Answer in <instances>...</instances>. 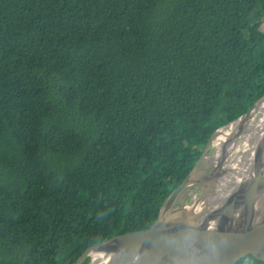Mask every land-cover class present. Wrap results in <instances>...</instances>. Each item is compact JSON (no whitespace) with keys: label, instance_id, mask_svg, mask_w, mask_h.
I'll use <instances>...</instances> for the list:
<instances>
[{"label":"trees","instance_id":"1","mask_svg":"<svg viewBox=\"0 0 264 264\" xmlns=\"http://www.w3.org/2000/svg\"><path fill=\"white\" fill-rule=\"evenodd\" d=\"M263 96L264 0H0V264L150 227Z\"/></svg>","mask_w":264,"mask_h":264},{"label":"water","instance_id":"2","mask_svg":"<svg viewBox=\"0 0 264 264\" xmlns=\"http://www.w3.org/2000/svg\"><path fill=\"white\" fill-rule=\"evenodd\" d=\"M250 149L241 181L219 203L199 206L198 197L191 204L173 207L185 187L193 182L206 183L193 174V169L150 227L96 242L74 264L86 260L92 264L91 256L96 251L107 253L104 264H235L249 254L264 260V127ZM213 172L200 175L210 180Z\"/></svg>","mask_w":264,"mask_h":264},{"label":"bare ground","instance_id":"3","mask_svg":"<svg viewBox=\"0 0 264 264\" xmlns=\"http://www.w3.org/2000/svg\"><path fill=\"white\" fill-rule=\"evenodd\" d=\"M264 127V98L251 110L250 114L243 116L237 121L221 128L213 141L217 147L211 158L213 173L210 180L200 174L197 178L207 180V192L196 205L208 206L219 203L232 186L241 181V175L245 171V162L248 152L251 150L253 140ZM92 264H104L107 253L96 251L92 254Z\"/></svg>","mask_w":264,"mask_h":264},{"label":"rangeland","instance_id":"4","mask_svg":"<svg viewBox=\"0 0 264 264\" xmlns=\"http://www.w3.org/2000/svg\"><path fill=\"white\" fill-rule=\"evenodd\" d=\"M218 130L220 129H217V131ZM216 132L213 135L208 147L206 148L205 153L197 162L194 168V171H193L194 175H197L200 173L201 174L206 173L213 169V165L210 162L211 158L209 160L208 157H212V155L217 149V147L213 143L216 137V134H217ZM207 183L208 182L206 183L205 182L204 183L193 182L189 186L185 187V189L182 191V193L178 196V198L174 202L173 207H182V206L191 204L195 199H197L198 197H201L205 190H207V192L212 191L211 188L205 187Z\"/></svg>","mask_w":264,"mask_h":264}]
</instances>
